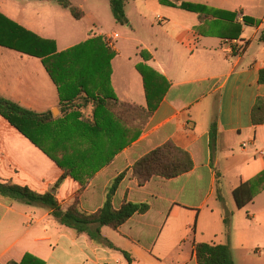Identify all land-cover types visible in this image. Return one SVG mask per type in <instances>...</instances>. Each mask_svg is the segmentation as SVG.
I'll use <instances>...</instances> for the list:
<instances>
[{"label":"crops","instance_id":"obj_1","mask_svg":"<svg viewBox=\"0 0 264 264\" xmlns=\"http://www.w3.org/2000/svg\"><path fill=\"white\" fill-rule=\"evenodd\" d=\"M37 1L44 3L43 11L51 9L47 3L53 1ZM181 3L202 6L204 13L158 2L163 8H157L158 26L150 25L156 30L149 40L143 43L137 39L138 29L132 30L134 36L129 39L138 45L131 57L113 43L123 39L122 28L133 26L127 16V26L115 22L107 33L86 39L102 36L115 53L108 83H98L99 77L89 85L91 95L98 100L113 97L133 109H146L143 80L136 66L145 65L157 74L155 79L164 92L145 125L138 124L136 117L129 120L127 114L117 117L118 111L113 114L104 107L96 109L94 118L93 103L79 110L82 118L64 119L57 87L39 58L31 57L38 61L31 72L24 71L16 86H12L9 74L0 77L1 97L35 113L50 112L59 119L42 130L103 131L87 146L55 150L62 153L59 159L65 168L72 167L80 178L76 181L67 176L57 190L55 197L63 211L77 200L84 212L95 213L122 173L125 176L113 196V208L119 209L124 201L149 205L145 214L132 216L117 230L101 228V236L115 248L110 249L58 225L45 207L0 197V264L18 263L27 253L45 264H198L196 243H228L234 264H264V190L242 209L233 199V191L240 184L264 171V112L256 114L261 123L253 122V109L264 102V83L259 82L264 69V0H179ZM3 9L0 14L17 23L12 20V8ZM140 17V29H144L147 18ZM244 17L256 23L247 25ZM18 25L55 44L39 35L45 27L32 18ZM141 51L150 59L145 61ZM94 123L96 128L89 126ZM212 124L217 136L211 147ZM129 128L140 130V134L128 144ZM168 142L190 154L193 169L170 180L154 177L139 186L132 166ZM66 169L0 116V182L45 193ZM226 218L229 236L225 234Z\"/></svg>","mask_w":264,"mask_h":264},{"label":"trees","instance_id":"obj_2","mask_svg":"<svg viewBox=\"0 0 264 264\" xmlns=\"http://www.w3.org/2000/svg\"><path fill=\"white\" fill-rule=\"evenodd\" d=\"M40 1H53L61 8L68 10L74 19L80 20L83 18V12L73 6L71 0ZM107 1L115 22L122 26L126 25L128 20L125 15V5L132 0ZM158 2L165 6L176 7L200 15L204 13L205 9L202 6L187 3L178 4L179 0H158ZM213 15L217 17L219 13L214 12ZM228 15L230 17L234 16L233 14ZM243 22L247 25L256 23L247 17L243 18ZM239 33L240 30L235 34V37H238ZM0 47L41 59L46 72L57 87L60 113L67 120L82 118L79 110L86 107L87 104L93 103L95 105L94 118L96 109L104 107L111 112L118 111L115 114L117 117L120 116L119 113L127 114L129 120L136 117L138 124L142 122L145 125L156 109L160 95L164 92V87L155 79L157 74L145 65H137L136 70L143 80L147 102L146 109H133L127 104L119 103L113 97L107 100H98L93 97L91 95L92 90L89 89L90 83H94L96 78L99 79V77L101 78L98 83L103 85L108 83L110 61L115 56L114 51L108 47L102 36L93 37L73 48L56 53L53 42L39 38L0 14ZM140 56L145 61L150 59V56L144 51L140 52ZM259 82L264 83V69L259 73ZM258 112H264V102H258L253 109V122L256 124L262 122L261 118L256 119ZM0 116L63 170L66 168L59 159L62 153L55 151L58 147H63L61 151L64 152L71 150L76 145L87 146L92 138L103 132L102 130H42L41 128L52 124L58 118H54L50 112L35 113L27 110L1 96ZM89 126L92 128L97 127L95 123ZM139 134L140 130L133 131L129 128L127 143L134 141ZM216 136V128L212 124L209 129L211 147L216 140ZM192 169L193 161L190 154L168 142L140 158L132 166V176L139 186H143L154 177L170 180L184 175ZM66 170L67 172L54 183L51 190L45 193H38L27 186L0 182V197L28 206L45 207L49 210L50 217L58 225L71 229L77 236L84 234L94 243L115 249L109 241L101 236V228L108 227L117 230L132 216L145 214L149 210V205L147 203L124 201L119 209L113 208V196L125 176V173H122L114 179L107 191L103 206L95 213L84 212L77 200L63 211L55 197L57 190L67 176L80 181L79 176L74 174L72 167ZM263 190L264 171L249 182L240 184L233 191L236 207L238 209L244 208ZM217 194L219 195L218 188ZM224 224L225 234L229 236L228 218L224 220ZM194 253L198 264H234L228 243L223 245L196 243L194 244ZM122 254L130 261L127 253L122 252ZM8 264H45V262L27 253L20 262H10Z\"/></svg>","mask_w":264,"mask_h":264},{"label":"rangeland","instance_id":"obj_3","mask_svg":"<svg viewBox=\"0 0 264 264\" xmlns=\"http://www.w3.org/2000/svg\"><path fill=\"white\" fill-rule=\"evenodd\" d=\"M71 2L76 7L83 8L84 17L82 19H74L68 10L62 9L55 2L47 3L51 9L45 12L42 10V6H45L44 3L37 0H0V12L4 11V6H10L12 20L17 21L18 24L25 25L32 18L37 25H43L45 29L39 35L54 40L55 50L58 51H63L67 47L74 46L94 35H99L101 32L107 33V29L116 26L107 0H71ZM157 8H163L157 1L135 0L128 2L125 7V15L132 20L133 26L127 29L122 28L123 39L116 42L113 40L114 45L131 57L134 46L138 45L129 39L134 36L132 30L138 29L137 39L146 43L156 30L150 29V25L158 26L155 22V17L158 14ZM140 15L147 18L144 29H140V25L143 24ZM95 20L100 23L101 27ZM94 23L95 26H92ZM128 24L129 22L126 26ZM37 61L31 56H25L15 50L1 48L0 77L3 73L9 74L12 86H16L17 80L24 77V71L31 72V68Z\"/></svg>","mask_w":264,"mask_h":264}]
</instances>
